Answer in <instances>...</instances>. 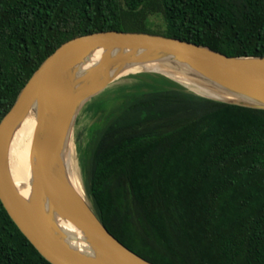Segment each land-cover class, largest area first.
<instances>
[{"label":"trees","instance_id":"trees-1","mask_svg":"<svg viewBox=\"0 0 264 264\" xmlns=\"http://www.w3.org/2000/svg\"><path fill=\"white\" fill-rule=\"evenodd\" d=\"M108 31L264 56V0H0V124L54 52ZM131 78L85 107L96 120L86 192L103 224L153 264H264V110L161 75ZM0 264H52L1 199Z\"/></svg>","mask_w":264,"mask_h":264},{"label":"water","instance_id":"water-1","mask_svg":"<svg viewBox=\"0 0 264 264\" xmlns=\"http://www.w3.org/2000/svg\"><path fill=\"white\" fill-rule=\"evenodd\" d=\"M153 74L218 101L264 110V56L229 57L209 47L149 33L108 31L68 42L36 71L0 124V199L52 264H153L103 224L74 187L65 160L83 109L121 79ZM36 118L29 196L13 180L16 131Z\"/></svg>","mask_w":264,"mask_h":264},{"label":"bare ground","instance_id":"bare-ground-1","mask_svg":"<svg viewBox=\"0 0 264 264\" xmlns=\"http://www.w3.org/2000/svg\"><path fill=\"white\" fill-rule=\"evenodd\" d=\"M36 132V118L31 115L26 119L21 127L15 145L14 154V178L15 183L22 190L24 196H29L31 181H32V168H33V151ZM75 135L71 136L68 140L65 149V160L68 167V172L72 183L78 193L86 200L89 197L86 192L84 181L82 180V156L83 145L78 140L76 130Z\"/></svg>","mask_w":264,"mask_h":264},{"label":"rangeland","instance_id":"rangeland-1","mask_svg":"<svg viewBox=\"0 0 264 264\" xmlns=\"http://www.w3.org/2000/svg\"><path fill=\"white\" fill-rule=\"evenodd\" d=\"M153 22L154 23H161L162 21L155 18V19H153ZM131 83H133V79L132 78H124V79H121L117 84L112 86L107 91L114 90V89H117L120 86H123V85H126V84H131ZM95 121H96L95 118L91 119V117L87 116L85 108L83 109V111L81 112V114L79 115V117L77 119V124H76L75 130H76L77 137L80 136L78 138H79V140H81L84 149L86 148V145L88 144V129ZM81 172H82V178H83L82 180L84 181L83 183H84L85 188H86L83 165H82V171ZM89 201L91 202L90 199H89ZM91 204H92V202H91Z\"/></svg>","mask_w":264,"mask_h":264}]
</instances>
